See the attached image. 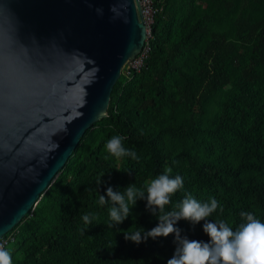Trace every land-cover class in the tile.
Listing matches in <instances>:
<instances>
[{
  "label": "trees",
  "instance_id": "trees-1",
  "mask_svg": "<svg viewBox=\"0 0 264 264\" xmlns=\"http://www.w3.org/2000/svg\"><path fill=\"white\" fill-rule=\"evenodd\" d=\"M162 1L142 67L130 78L120 75L105 115L91 125L104 145L113 135L124 137L123 145L138 159L118 158V166L105 148L87 158L65 196L59 195L50 228L30 240L17 264H167L176 248L173 234L140 244L124 238L123 231L158 223L145 200L113 227L111 202L99 203L107 187L143 189L166 167L184 183L165 212L178 210L191 193L200 202L217 199L223 211L208 219L224 220L233 230L242 222L241 211L264 222V0H199L202 9L189 0ZM177 3L186 5L188 16L165 23L168 8ZM90 128L58 172L76 163ZM203 223L181 219L176 226L182 236L207 242Z\"/></svg>",
  "mask_w": 264,
  "mask_h": 264
},
{
  "label": "water",
  "instance_id": "water-1",
  "mask_svg": "<svg viewBox=\"0 0 264 264\" xmlns=\"http://www.w3.org/2000/svg\"><path fill=\"white\" fill-rule=\"evenodd\" d=\"M146 36L138 0H0V237L105 115Z\"/></svg>",
  "mask_w": 264,
  "mask_h": 264
},
{
  "label": "clouds",
  "instance_id": "clouds-1",
  "mask_svg": "<svg viewBox=\"0 0 264 264\" xmlns=\"http://www.w3.org/2000/svg\"><path fill=\"white\" fill-rule=\"evenodd\" d=\"M123 140L124 137L113 135L104 145L106 152L115 158L138 159L134 151L123 145ZM171 172L172 169L166 167L162 174L147 182L143 189L132 184L123 187L124 192L107 187L106 195H100L99 203L104 205L111 202L109 216L113 223L110 226L123 223L131 215L137 201L145 200L146 210L156 216L158 223L148 230L142 227L135 231H123L124 238L140 244L149 238L155 240L157 237L173 234L176 248L167 264H264V222L254 213L241 211L242 222L233 230L224 220L208 219L218 208L223 211L217 199L210 197L207 202H200L191 193H186L175 206L178 210L165 212L170 196L182 189L184 183L180 175L172 177ZM101 177L97 184L101 182ZM181 219L188 220L193 225L204 221L203 232L210 240L205 242L182 236V230L176 226ZM83 221L90 224L89 215H84ZM0 264H12L9 250L2 245Z\"/></svg>",
  "mask_w": 264,
  "mask_h": 264
},
{
  "label": "rangeland",
  "instance_id": "rangeland-1",
  "mask_svg": "<svg viewBox=\"0 0 264 264\" xmlns=\"http://www.w3.org/2000/svg\"><path fill=\"white\" fill-rule=\"evenodd\" d=\"M189 3L191 4V7L199 6L201 9L205 6L204 2H200L199 0H189ZM157 6L159 12L165 7V2L163 3L161 0ZM168 9L169 10H167V13L165 14V23L171 21L175 22L178 19L186 18L189 14V10L184 3H177ZM125 64H123V66ZM120 75L122 76V73ZM119 79L120 76L116 82H118ZM198 107L199 106L196 105L195 110H197ZM212 109L213 106H209L208 113H210ZM96 128L97 126L94 125L89 129L91 136L79 150L78 156H76V163L63 168L57 173L50 184V188L41 197L37 205L29 211V213L25 214L24 217L11 229L14 238L8 244L6 249L9 250L11 254L12 264L18 263L23 255L24 248L30 243V240L35 238L36 234H41L42 231L50 228V224L55 220L59 212L58 206L60 205L61 200L59 195H62L63 197L65 196L66 190L68 189L67 185L74 181L78 168H82L87 161V158L91 159L89 158L91 155H94L97 152H100L101 154L105 148L103 136L96 133ZM116 163L118 166L121 165V161L118 158L116 159Z\"/></svg>",
  "mask_w": 264,
  "mask_h": 264
},
{
  "label": "built area",
  "instance_id": "built-area-1",
  "mask_svg": "<svg viewBox=\"0 0 264 264\" xmlns=\"http://www.w3.org/2000/svg\"><path fill=\"white\" fill-rule=\"evenodd\" d=\"M158 0H138L141 15L143 21L145 23L146 28V40L143 47L140 49L138 53H136L132 58H129L126 61V64L121 68L120 74L122 73L126 78H130L134 73L138 72L142 67L144 60L148 53L147 39L150 36V27L153 23L154 16L158 11L157 6ZM14 234L12 230L6 232L4 235L0 237V245H2L5 249L8 244L13 240Z\"/></svg>",
  "mask_w": 264,
  "mask_h": 264
}]
</instances>
